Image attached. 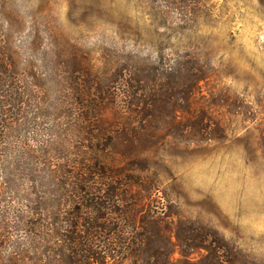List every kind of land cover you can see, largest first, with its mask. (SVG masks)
<instances>
[{
  "label": "trees",
  "instance_id": "obj_1",
  "mask_svg": "<svg viewBox=\"0 0 264 264\" xmlns=\"http://www.w3.org/2000/svg\"><path fill=\"white\" fill-rule=\"evenodd\" d=\"M139 1L158 30L204 0ZM39 15L52 19L30 0H0V264H236V249L214 228L170 226L157 187L139 189L144 150L166 138L222 137L195 104L204 64L170 48L142 66L118 55L99 75L86 54L54 46L53 68L44 69L33 53Z\"/></svg>",
  "mask_w": 264,
  "mask_h": 264
},
{
  "label": "rangeland",
  "instance_id": "obj_2",
  "mask_svg": "<svg viewBox=\"0 0 264 264\" xmlns=\"http://www.w3.org/2000/svg\"><path fill=\"white\" fill-rule=\"evenodd\" d=\"M30 3L52 17L48 25L41 15L37 21L33 53L45 59L39 63L44 69L53 68L54 46L59 53L86 54L99 75L114 69L118 55H135L138 66L170 48L199 58L207 74L195 104L210 112L222 137L166 138L144 150L139 189L157 187L156 195L170 205V226L180 220L212 227L236 249V264H264V0H204L182 20L171 13L168 23L175 25L158 30L139 0ZM179 257L175 246L172 259Z\"/></svg>",
  "mask_w": 264,
  "mask_h": 264
}]
</instances>
